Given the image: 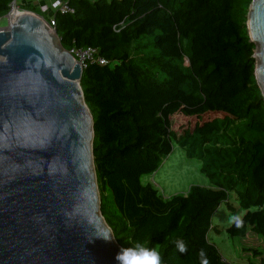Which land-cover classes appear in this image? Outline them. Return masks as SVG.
Here are the masks:
<instances>
[{"label":"trees","instance_id":"trees-1","mask_svg":"<svg viewBox=\"0 0 264 264\" xmlns=\"http://www.w3.org/2000/svg\"><path fill=\"white\" fill-rule=\"evenodd\" d=\"M11 2L0 0V18ZM250 2L66 0L72 12H54L65 49L93 47L108 61L86 63L79 83L94 122L101 213L122 248L143 241L165 264H200L203 249L209 264H232L210 240L221 233L213 218L223 203L244 211L228 236L252 231L264 243V100L246 27ZM174 114L187 118L178 130ZM174 145L199 162L210 185L164 198L142 177ZM251 252L264 264V251Z\"/></svg>","mask_w":264,"mask_h":264},{"label":"water","instance_id":"water-1","mask_svg":"<svg viewBox=\"0 0 264 264\" xmlns=\"http://www.w3.org/2000/svg\"><path fill=\"white\" fill-rule=\"evenodd\" d=\"M246 27L264 100V0ZM81 74L43 16L20 12L0 30V264H118Z\"/></svg>","mask_w":264,"mask_h":264},{"label":"rangeland","instance_id":"rangeland-1","mask_svg":"<svg viewBox=\"0 0 264 264\" xmlns=\"http://www.w3.org/2000/svg\"><path fill=\"white\" fill-rule=\"evenodd\" d=\"M22 9L25 8L23 7ZM40 14L44 18L49 15L48 12ZM6 24V18L1 17L0 28H5ZM186 123L187 118L181 114L171 116V127L174 130L180 129ZM199 168L200 164L198 161L188 159L181 148L178 145H174L173 151L164 159L159 169L152 175L143 176L142 182H150L164 198L177 193L185 194L191 185H210L208 179L200 172ZM230 201L237 204L234 196L231 197ZM243 213L244 211L240 210L237 213H231L224 203L221 204L213 218V224L221 229V233H212L210 240L216 245L225 261L232 264H249L250 261H253L259 264V257H256L251 250L263 253L264 243L260 236L248 231L242 238L230 237L225 232V228L236 218L239 219Z\"/></svg>","mask_w":264,"mask_h":264},{"label":"clouds","instance_id":"clouds-1","mask_svg":"<svg viewBox=\"0 0 264 264\" xmlns=\"http://www.w3.org/2000/svg\"><path fill=\"white\" fill-rule=\"evenodd\" d=\"M236 225L239 227L241 220L236 218ZM105 240H110L112 236L108 233L100 236ZM179 252L187 251L186 243L180 239L175 241ZM200 264H209L206 252L201 249L199 252ZM118 264H165L162 253L155 246H148L143 241L137 240L130 243L129 247L121 248L115 255Z\"/></svg>","mask_w":264,"mask_h":264},{"label":"built area","instance_id":"built-area-1","mask_svg":"<svg viewBox=\"0 0 264 264\" xmlns=\"http://www.w3.org/2000/svg\"><path fill=\"white\" fill-rule=\"evenodd\" d=\"M39 9L41 10V12H49V10L51 12H55L56 10H60V11L67 10V11L72 12V10L69 9L68 6L66 5V0H53L48 5L47 4L41 5ZM14 11L20 13V12L30 11V10L22 9L16 3H10L9 11L2 17V18H6L7 24H8V20L10 19V17L14 16L13 15ZM46 19L49 22L50 26L53 27L54 26L53 15H48ZM2 29L3 28H0V30ZM68 51L75 57L76 62L80 64L82 69L86 66V63L90 61H97L100 64H106L108 62L107 60L103 58H99L97 56V50L93 47L88 46V47H82V48H72V49H69Z\"/></svg>","mask_w":264,"mask_h":264},{"label":"crops","instance_id":"crops-1","mask_svg":"<svg viewBox=\"0 0 264 264\" xmlns=\"http://www.w3.org/2000/svg\"><path fill=\"white\" fill-rule=\"evenodd\" d=\"M52 1L53 0H15V3L22 8L26 7V6H35V7L39 8L41 5H46V4L48 5ZM48 14L53 15L54 12H51L49 10Z\"/></svg>","mask_w":264,"mask_h":264},{"label":"bare ground","instance_id":"bare-ground-1","mask_svg":"<svg viewBox=\"0 0 264 264\" xmlns=\"http://www.w3.org/2000/svg\"><path fill=\"white\" fill-rule=\"evenodd\" d=\"M17 13H19V12L14 11L13 15H16Z\"/></svg>","mask_w":264,"mask_h":264}]
</instances>
